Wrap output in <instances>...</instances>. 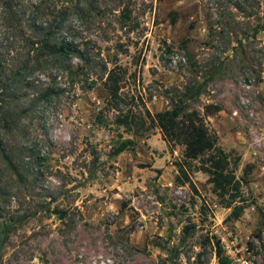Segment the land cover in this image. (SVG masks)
Returning <instances> with one entry per match:
<instances>
[{
  "label": "rangeland",
  "instance_id": "374dc122",
  "mask_svg": "<svg viewBox=\"0 0 264 264\" xmlns=\"http://www.w3.org/2000/svg\"><path fill=\"white\" fill-rule=\"evenodd\" d=\"M22 1L46 18L66 9L57 34L89 62L72 57L70 71L49 64L28 75L19 101L27 110L7 136L21 176L0 154V224L11 222L0 264H218L212 243L201 242L210 234L229 264H261L264 237L254 234L264 213V0ZM8 40L0 27V47ZM108 69L118 85L111 106ZM201 81L189 104L202 111L218 103L204 124L238 154L236 176L252 164L237 218L226 217L229 207L198 169L201 157L184 159L156 126L133 131L114 122L120 112L163 109L165 89ZM45 86L58 90L44 98ZM99 109L103 123L94 120ZM124 137L133 145L112 153ZM177 164L188 181L174 180ZM185 224H193L188 233Z\"/></svg>",
  "mask_w": 264,
  "mask_h": 264
},
{
  "label": "trees",
  "instance_id": "16d2710c",
  "mask_svg": "<svg viewBox=\"0 0 264 264\" xmlns=\"http://www.w3.org/2000/svg\"><path fill=\"white\" fill-rule=\"evenodd\" d=\"M77 5V4H76ZM75 7V6H74ZM87 7H93L88 2ZM66 9L46 13L36 6L31 11L22 0H0V27L8 33V42L0 47V154L8 168L16 176H21L18 165L14 162V154L7 136L20 125V120L27 108L19 102L25 96V88L29 85L28 75L33 69L43 68L53 64L56 67L70 71V59L76 57L85 64L89 62L87 52L67 36L58 35L63 28V14ZM14 37V40H12ZM15 55H10L11 48L16 49ZM21 49V51H20ZM81 71L85 72L84 68ZM103 83L107 90V103L111 106L117 98V75L111 70L106 71ZM203 82H190L182 91L165 89L168 106L153 112L144 110L143 115L120 112L114 118L117 125L126 129L138 131L144 129L145 123L156 126L161 138L168 146H182L184 159L201 157L198 169L207 174L211 190L219 203L229 207L226 217L237 218L242 209L248 204V199L242 193L241 185L248 181L247 174L252 164L246 162L242 166V174L236 176L235 168L239 159L238 154L231 155L216 142V135L210 132L204 124V115L220 108L218 103L207 102L202 105V111L191 106L188 99H195L202 92ZM58 88L45 86L39 96L48 97ZM113 107V106H112ZM94 120L103 123L104 117L99 109ZM133 138L124 137L112 145V153H117L132 146ZM232 150V149H231ZM148 165V164H144ZM156 174L160 168H154ZM182 174V176H181ZM174 180L179 183L188 181L184 174L183 165L177 164ZM190 184V182H189ZM190 187L195 188L190 184ZM61 216L60 209L55 210ZM11 222L3 220L0 224V237L6 235ZM193 224L183 225V231L188 233ZM255 237H264V213L260 215V226L256 229ZM201 242L212 243L218 264H229L222 254V247L213 234L204 235ZM264 247V242L262 243ZM261 264H264V253Z\"/></svg>",
  "mask_w": 264,
  "mask_h": 264
},
{
  "label": "built area",
  "instance_id": "2783aa9c",
  "mask_svg": "<svg viewBox=\"0 0 264 264\" xmlns=\"http://www.w3.org/2000/svg\"><path fill=\"white\" fill-rule=\"evenodd\" d=\"M241 264H247V261L245 259H243Z\"/></svg>",
  "mask_w": 264,
  "mask_h": 264
}]
</instances>
